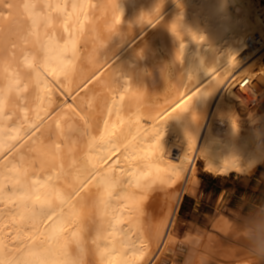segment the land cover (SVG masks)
Returning <instances> with one entry per match:
<instances>
[{
    "label": "bare ground",
    "instance_id": "6f19581e",
    "mask_svg": "<svg viewBox=\"0 0 264 264\" xmlns=\"http://www.w3.org/2000/svg\"><path fill=\"white\" fill-rule=\"evenodd\" d=\"M260 99L264 0H0V264H162L198 163L264 167Z\"/></svg>",
    "mask_w": 264,
    "mask_h": 264
},
{
    "label": "rangeland",
    "instance_id": "374dc122",
    "mask_svg": "<svg viewBox=\"0 0 264 264\" xmlns=\"http://www.w3.org/2000/svg\"><path fill=\"white\" fill-rule=\"evenodd\" d=\"M250 99L252 101V98L249 97V99L247 100V102L249 101L247 105L251 104ZM263 100L261 99L257 100L255 103H258L259 101L258 104L260 105L262 104L261 102ZM198 164L199 165H197V176L199 178V187L197 188L198 189L196 192L197 194L196 196H192L189 194H186L184 196V199L181 203L178 216L174 225L173 232L178 239L177 240L178 244L176 245V247L178 246L180 247L178 248L175 247L174 250L170 251L168 253L169 255H167V257L163 260L162 264H186L188 256L192 255L194 250H195L194 253L197 252L196 256L200 258L203 257L204 260L205 261L207 260L206 262H208L209 264H216L213 263L214 261L215 262L217 261V264H223L227 259H229L230 261V258H225L226 255L229 257L230 252L238 254L237 253L238 251L241 252L243 250L246 251V248L249 249L251 242L248 239H247L248 241L245 240V238L249 237L246 236L247 234L244 232L245 230L247 233L251 232L249 233L250 235L256 232L254 228H250V225L244 224L247 223L244 217H235L233 212L230 209H228L227 204H225L224 201L222 203L220 202L217 204L214 203V196L212 197V194L216 192L217 186L220 184L219 179L214 175L204 171L201 163ZM244 180L246 182L245 184L250 182L248 188L238 189L236 193L232 195V199L231 198L228 199L230 202L229 205L232 208H236V207L239 208L247 204L242 214L248 213L254 207H258V206L261 207L262 211H264V167H261L260 170H258L255 174H253L249 178L245 177ZM232 220H234V222H232ZM235 220H239V222ZM227 225L228 226L231 225L230 230L227 229L228 228ZM237 225H239V227H237ZM243 226L246 227L247 229L243 228ZM232 227H234L235 229ZM238 228L245 230L243 232L242 231L239 232L240 230ZM248 229H251L252 231ZM230 232L232 233L238 232L239 235L241 236L244 235V239H243L244 244L243 241H241L242 243L236 241L237 239L236 236L233 238L232 233ZM199 236L201 237L203 236L205 238L203 237L200 238ZM193 239L196 240L199 239V243L202 241L200 245L201 246L204 245V246L203 247L199 246L198 242L195 245L189 242V240L193 241ZM202 239L204 240L205 243L208 242V240L209 242H211L212 240V242L214 241L213 243L215 244H212L211 242V245L208 243L207 245L209 246L213 245V247L206 246ZM245 241L249 242L250 244L247 243L248 244L247 245ZM251 248H250L251 250L254 249L253 251H255L254 254H252L251 256H253L254 259L255 258L257 259L256 264L257 263L264 264V245L263 248L262 247L259 248L260 250L256 249L255 247H251ZM199 249L203 250L204 252L200 251ZM257 250L258 252H256ZM205 251L207 253H205ZM208 256H211L213 259H211V257H209L208 259ZM198 257L193 258L191 260V264H194L198 259ZM205 257H207V259ZM228 262L226 261V263Z\"/></svg>",
    "mask_w": 264,
    "mask_h": 264
},
{
    "label": "crops",
    "instance_id": "0c3cea01",
    "mask_svg": "<svg viewBox=\"0 0 264 264\" xmlns=\"http://www.w3.org/2000/svg\"><path fill=\"white\" fill-rule=\"evenodd\" d=\"M219 179L220 184L217 186V190L214 194H212V197L214 196V203H222L223 201L225 202V204H227L228 209H230L231 211H233V214L236 213V215L238 214V217H244L245 221L249 222V223H261L264 219V211H262L261 207H254L250 212L242 214L243 210L245 209V206L239 207V208H232L229 205V198L232 199V195L236 193V191L240 188H248L249 183L245 184V177L244 176H239L237 174H231L230 176L227 177H219V176H215ZM247 178V177H246ZM251 181V180H250ZM184 199V198H183ZM236 215H234L235 217H237ZM256 219V220H255ZM258 219L262 220L257 221ZM250 220L252 222H250ZM255 224L257 227H253L255 230H257L258 228L261 229L260 231L257 230L253 235H255L256 233H260L261 236H264V232L263 229L259 226L260 224ZM251 226V224H250ZM259 226V227H258ZM263 232V233H262ZM255 236H260V235H255ZM260 236V237H261Z\"/></svg>",
    "mask_w": 264,
    "mask_h": 264
},
{
    "label": "snow or ice",
    "instance_id": "6c2138e0",
    "mask_svg": "<svg viewBox=\"0 0 264 264\" xmlns=\"http://www.w3.org/2000/svg\"><path fill=\"white\" fill-rule=\"evenodd\" d=\"M178 107H180V105H178ZM169 115H171V113H169ZM57 147H58V145H57ZM49 155V153L48 152H46V151H42L41 152V159H40V161H39V163H38V167L40 168V169H42L43 168V166H44V163H45V158L47 157ZM48 179H51V177H49ZM36 183H40L39 181H33V184H36ZM45 183H47V181H45ZM15 187V186H14ZM83 187V185H81V188ZM89 264H92V261H89Z\"/></svg>",
    "mask_w": 264,
    "mask_h": 264
}]
</instances>
